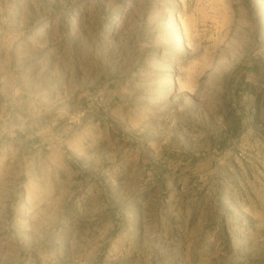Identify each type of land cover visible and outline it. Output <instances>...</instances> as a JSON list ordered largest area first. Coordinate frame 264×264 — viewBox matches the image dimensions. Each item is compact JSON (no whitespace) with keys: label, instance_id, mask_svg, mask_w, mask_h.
Wrapping results in <instances>:
<instances>
[{"label":"rangeland","instance_id":"rangeland-1","mask_svg":"<svg viewBox=\"0 0 264 264\" xmlns=\"http://www.w3.org/2000/svg\"><path fill=\"white\" fill-rule=\"evenodd\" d=\"M0 264H264V0H0Z\"/></svg>","mask_w":264,"mask_h":264}]
</instances>
